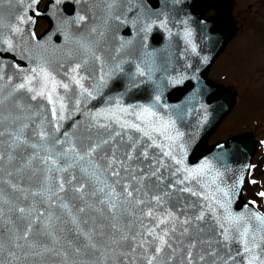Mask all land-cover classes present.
<instances>
[{"label":"snow or ice","instance_id":"6c2138e0","mask_svg":"<svg viewBox=\"0 0 264 264\" xmlns=\"http://www.w3.org/2000/svg\"><path fill=\"white\" fill-rule=\"evenodd\" d=\"M212 39L192 0H0V264H264L248 146L189 160Z\"/></svg>","mask_w":264,"mask_h":264},{"label":"rangeland","instance_id":"374dc122","mask_svg":"<svg viewBox=\"0 0 264 264\" xmlns=\"http://www.w3.org/2000/svg\"><path fill=\"white\" fill-rule=\"evenodd\" d=\"M208 18L230 26L234 36L207 74L214 84L232 89L238 96L236 108L209 137L204 149L220 141L241 135L264 139V0H225L223 5L209 6ZM50 27L41 20L38 33ZM264 148L258 145L253 163L255 178L264 184ZM260 185H245V200L257 199ZM259 203V200H258ZM264 210V209H262Z\"/></svg>","mask_w":264,"mask_h":264},{"label":"water","instance_id":"95a60500","mask_svg":"<svg viewBox=\"0 0 264 264\" xmlns=\"http://www.w3.org/2000/svg\"><path fill=\"white\" fill-rule=\"evenodd\" d=\"M224 2L225 0H192L193 10L195 15L202 16L203 18H204V9L209 4L222 5ZM206 21L209 23V32L213 38L212 40L207 41L206 43L208 45L214 46L215 54L213 58L215 62L219 54L223 51L225 46L229 43V41L233 37V31L229 27L219 23L217 20H206ZM213 64L214 63H212L211 65L205 68H202L201 76L204 79V82L207 84L208 88L210 89L209 98L211 100L213 109L214 110L218 109L221 105H223L225 111L221 112L219 116H215L214 114V119L210 122L208 126L205 127L204 131L200 134L197 141L192 145L189 156L190 162H195L210 152V150L206 152H202L203 145L205 144L209 136L214 132V130L219 126L222 120L230 113V111L236 105V95L232 90L225 89L223 86L220 85H214L213 83H211L206 79V74L208 73V71L210 70ZM186 87L187 84L185 85V88ZM178 96L179 93L173 95L172 100H176ZM229 105L231 106L230 109H229ZM231 140L240 141L243 144H246L248 146V155L252 159L255 153V143L252 138L246 137V138H236ZM241 203H243L242 199L237 202V207H239Z\"/></svg>","mask_w":264,"mask_h":264}]
</instances>
